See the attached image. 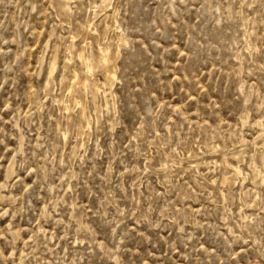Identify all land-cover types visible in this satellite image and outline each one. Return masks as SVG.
Listing matches in <instances>:
<instances>
[{"label": "rangeland", "instance_id": "rangeland-1", "mask_svg": "<svg viewBox=\"0 0 264 264\" xmlns=\"http://www.w3.org/2000/svg\"><path fill=\"white\" fill-rule=\"evenodd\" d=\"M0 264H264V0H0Z\"/></svg>", "mask_w": 264, "mask_h": 264}, {"label": "bare ground", "instance_id": "bare-ground-1", "mask_svg": "<svg viewBox=\"0 0 264 264\" xmlns=\"http://www.w3.org/2000/svg\"><path fill=\"white\" fill-rule=\"evenodd\" d=\"M87 25V24H86ZM88 26V25H87ZM85 28H86V26H85ZM85 28H83V29H85ZM89 30V29H88ZM85 31V30H84ZM104 51H105V48L103 49ZM100 52V51H99ZM106 52V51H105ZM105 52H104V54H105ZM103 54V52L98 56V62H100L101 64H102V66L103 67H105V75H106V77H105V80H106V78L108 79V80H112L113 79V75L109 72V69H108V60H109V56H107V55H104ZM78 55V54H77ZM79 56H80V58H82V60L86 63V67L88 68L89 67V64H88V62H90V61H88L87 62V59L83 56V54H82V52H80L79 53ZM79 58V57H78ZM55 59V58H54ZM53 59V60H54ZM80 60V59H79ZM55 61V60H54ZM99 63V64H100ZM55 64V63H54ZM81 64H82V61H81ZM53 65V64H52ZM92 66V65H91ZM85 67V68H86ZM101 67V66H100ZM104 69V68H103ZM51 70V69H50ZM51 72V71H50ZM104 73V72H103ZM74 76H75V80H76V77H77V75H75L74 74ZM86 78V77H85ZM83 79V78H82ZM75 80H74V82H71L72 84H71V87H75L76 89L78 88V89H80L81 87H84L86 84H85V82L83 83V84H81V83H79L78 81H76L75 82ZM79 80V79H78ZM85 80V79H84ZM87 80V79H86ZM88 81V80H87ZM90 81V80H89ZM87 83V82H86ZM83 85V86H82ZM88 85V84H87ZM86 85V86H87ZM90 85H91V83H90ZM85 86V87H86ZM91 88L93 89V87L91 86ZM85 89V88H84ZM82 113H83V111H82ZM213 148H215V146L213 147ZM236 169V168H235ZM238 170V169H237Z\"/></svg>", "mask_w": 264, "mask_h": 264}]
</instances>
